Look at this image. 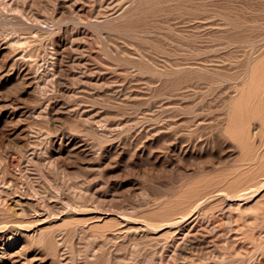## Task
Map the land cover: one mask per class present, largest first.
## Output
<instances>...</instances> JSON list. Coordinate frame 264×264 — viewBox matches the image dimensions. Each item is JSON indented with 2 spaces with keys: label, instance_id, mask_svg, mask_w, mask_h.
I'll return each mask as SVG.
<instances>
[{
  "label": "bare ground",
  "instance_id": "6f19581e",
  "mask_svg": "<svg viewBox=\"0 0 264 264\" xmlns=\"http://www.w3.org/2000/svg\"><path fill=\"white\" fill-rule=\"evenodd\" d=\"M41 1L42 0H0V28L2 27V29H3L2 33H0V139H1L0 140L1 141V143H0V146H1L0 147V155H1V157H0V159H1L0 160L1 161L0 162L1 163L0 164V166H1L0 167V215H5V217L7 216V220L10 218L18 219L19 221L21 220V223L18 222V220H11L12 222L7 221L3 224H0V264H118L119 262H121V260L123 262V259H121L122 258L121 257V254H122L121 249L124 248L123 246H126V242H128V240H130L129 234H123V232H117L118 229L120 228L118 226H121V229H122L123 228L122 226H124V224L126 225L127 223L130 224L131 222H139V221L141 222V219L139 220L137 217H136L137 220L136 221L134 220L135 215L137 216V214H139L140 212H142V211L144 212L145 210H148L151 206H155V209H156V207L161 208L162 205L165 206L167 201H169V200L171 201V199H172L171 197H174V195L177 196L176 194L179 192L178 189L181 188V187L177 188V186L176 187L171 186L172 184H170V188L168 187V189H165L166 192H164V193H154L153 194L151 192L154 197L160 196V195L165 196V197L162 196L163 198H161V196L158 197V199L161 198L160 200H158L156 197L155 199L158 200V201L156 200L157 202L153 201L155 199L150 197V193H148L147 191L142 192L143 191L142 190V191H139L140 193H138L136 191L137 189L132 188V190L130 189L131 192L133 190L136 191L137 195L139 194V197H141L140 200L142 199V196L140 195L142 193L143 203H141V201H140L141 204L139 203L142 206L140 208H138L137 206H139V205L137 203H135V205H137L136 207L134 206L132 208L130 206V208L129 207L121 208L124 205L121 204L122 205L121 206L119 204V206H121V207L119 209L116 208L115 206H117L118 204L115 206L112 204V203H115L116 201H114V202L112 201V203H111L112 198L109 199V198H107L108 196H106L108 194L109 196L113 197V195H115L116 193L112 194L111 192H106V193H104V192L105 191H114V192L119 191L120 189L123 188L124 184H123V181H122V183H118L117 179H116V181L112 180L113 178L111 176V171H109L107 169V167L109 165L111 166V163L113 161H117V160L121 159L125 154H127L128 150L130 149L129 148L130 145H132L130 143H129L130 145L127 143H123L121 138L119 139L118 137L117 138L121 141H118V142L113 141V139L116 137V135H119V137H123L122 135H120V133H118L120 131L119 128L122 130L123 126H125L124 128L128 129V127H126V126H129V128H130L129 131H131L132 129H133V131H135L137 129V130H139L138 132H146L147 133V136L145 137L146 141L143 142V145L141 144V146H143V151L140 155H141V157H143V156L148 157V155H151L150 153H154L155 151H153V152L150 150L148 151L147 148H150L154 144H162V143L164 146V144H166L168 141L170 142L172 140V137H171L172 133L170 134L171 130H173V128L175 129L176 125H180V124L182 125V123L188 122L189 124H188V131L187 132L190 134V137L192 136V139L189 138L190 141H188V143L186 145H183V142H182L181 146H180L177 143L179 141H177L178 138L176 137L177 139L174 138L175 139L174 142H172L173 141L172 140L171 141L172 143L170 142V144H167L168 146L165 148V149H167V151H164L165 153H163V154H165V156L164 157L162 156L163 158L162 157L161 158L156 157V159L154 158L155 161L153 160L154 163L156 162V164L157 163L160 164L161 167H159V168H162V166H166L169 169L171 168L170 170H173L175 167H177L175 165L176 162L179 161L181 163V161H180L181 159H184V160L188 159L189 160V158H190V160H191V157H195V156L208 159L207 157L213 156V154L215 153V150L218 147L220 148L222 145H226V147H228L227 151L225 150L227 152V154L225 153V155H228L229 159L228 158H225V159H228L230 161L231 156H234L235 152L237 153V151H238V149L236 151L235 147H233L231 145L230 139L233 138V141L232 140L231 141L234 142V140L236 138L238 140L239 139L241 140L242 138H238L241 136V135L238 136L239 135L238 133H237L238 135L236 134L237 137L235 136L236 137L235 138L232 134H230L231 132H229V131H228L229 132L228 136H226L227 138L223 137V136H225V129L227 128L225 126H226L227 121L229 120L228 118H230L229 117L230 115H231V118H232V116H236V119L238 122H240V120H238V119H240V117H241V121H242V116H241V113L243 112L242 110L245 107L247 108V106H244V108H241L242 106H240V105H242L241 103L243 101V100H241V98L243 97V95H242V97H240L241 101L240 102L238 101L239 102L238 106L235 104L236 105L235 108L240 107L242 110L239 108V110L234 109L236 111V113L230 112L233 110L232 109V105H233L232 103L235 102V100L233 102V97H234V93H235L234 89L238 88V86L241 85V83H243V81L245 82V80L248 78V76L250 74V71H252L251 68L253 66L251 64L254 63L253 61L256 60V57H259V54L264 50V34L256 37L257 38L256 40L252 39L253 41H251L249 45L247 44V46H250V47H248L249 50L247 49L248 50L247 63L237 73L236 77H234L232 79H230V78L227 79V77L225 76L226 79L225 78L222 79L223 77L221 78L218 75L219 74L218 72L208 73V75L209 74H211V75L215 74L214 76H216V74L218 73L217 77L221 78L219 81H221V82L223 81V83L228 81L227 84L229 86L227 94H226V99L223 102V109L220 112V114H218V116H216L217 118H214V121L209 120L210 122L209 121L207 122L206 121V120H208L207 117H206L207 119L206 118L202 119L201 114H199L200 112H198V114H196L195 109L191 108V107H188V109H190V108L192 109V111L190 109V111H191L190 113H192V112L195 113L193 118H191V119L188 118V120L185 118V117H187L186 115L189 114L188 112L184 113V114H186L185 116L182 113L183 114L182 117L179 118V116L175 115L176 114L175 112L177 111L180 114V112L187 111L188 109L186 107V109H187L186 110L183 107L184 108V110H183L182 107L181 108L177 107L178 104L176 106L175 103L172 102L173 99H176V98H174L173 94H171L169 97H167L166 101L164 100L165 103H161L163 100H160L161 102H160L159 109L161 110V112H159L157 115V112H155V111H159V109L153 111L156 113L157 116L156 115H153L150 117L145 116V118L142 117L143 118L142 120H140L141 116L140 117L138 116L139 121L138 120L134 121L135 118L133 119L131 116L127 117V118L125 116L126 119L123 118L121 120L119 118L117 119L116 117L121 116V118H122V114L119 113L121 111L120 109L122 108V107L120 108V106H122V105L124 107L126 106L125 108L123 107V112H124V109H126L127 107H129V108L133 107L132 109L135 110V107L140 106V108H141L142 107L141 105H144V108L146 107L147 110L150 111V113L152 115L151 111L153 109L157 108V106L155 105V102H157V100L159 98H161L159 95H163L165 92L162 94H159L158 98H155V96L154 97L151 96L148 99L146 98L147 101H145V102H140L138 100L139 96H140V93L138 91L134 92V93L130 92V94L128 93V96H123L122 99L119 98L121 100V101L119 100V102H121V103H118L115 101L116 103L111 104L110 103L111 100L108 98L109 103L111 105H109V103H107L108 105H105L106 104L105 100L103 101L104 98L100 95L101 97L98 96V98L99 97H100V99L103 98L102 101L105 104H103V103L102 104L104 106L103 107L96 106L95 108H93L95 110L87 111V108H86L87 104L85 105V101H87V100H84V98H85L86 92H88L89 90H92V89H90L91 87L89 88L90 85H93V86L95 85V87H96L95 92H97L99 89H101V91H102V89L105 91V85H108L107 86L108 88L113 87V85H115V84L116 85L118 84L117 86L120 85L119 83L113 84L114 81H112L113 85L111 84V86H110L109 83L105 81V80H107V78L111 77L110 75H113V77L114 76L115 77L116 76L122 77L124 75H127L125 77H127L128 80L129 79L132 80L130 82H133V80H135V78L138 76L142 77V78L144 77V80L147 83L146 84L147 86H148V84L152 83L153 80L156 83H158V82L163 83V81L165 80L164 82L168 83L167 84V87H168L169 84L171 86L176 85L178 83V77L184 76L185 73L191 74L192 72H190V71L199 70V69H200V71H204V73H205V71L211 72L212 69H209L210 67L203 66L202 63H201L202 64L201 66H203V67H200L199 63H198L199 65L194 66V67H191L190 65H188V63H186L187 65L185 64L183 66H179V65L178 66H172L171 64L166 62L167 60L172 61V59L170 58V60L167 59L166 61H164L166 57L164 58V60L162 59V61H160V62H152L153 60L151 62H149L150 60L146 61L144 59V56L140 52H138V50H136L134 47H132L133 45H131V47H128V46L124 47L122 45L121 46L122 48H120V44H119V47L114 45L116 42L114 44L110 42L114 46H112L111 44H107L104 46V44L102 43L103 45H101L102 46V48H101V46L99 47L98 45L102 41L99 44H98V41L97 42L93 41L96 43V45L98 44L94 48V49H96V52L94 51V49H93L94 52H91V51H89V48L87 50V48L85 47L84 41H85V38H87V37H84V40L82 39L84 36V33H83L84 30L81 31V28L82 29L84 28V27H82L83 25L89 26L90 29L93 27V31L90 30L91 32H95L98 30L97 33H100L102 37H104V36L106 37V35L108 33H109V37H111L110 33H115V34L116 33L117 34L118 33L124 34V32L125 33L126 32L127 33L128 32H137L138 33L145 28L147 29V27H148L147 25L150 23V21L153 20L154 18L158 17L157 12L159 10L158 8L160 7V5H159L160 1L159 0H113L111 2H108L107 4L105 2L103 3V1H101V0H88L92 3L90 5H92V8L94 9V11H97V9H99V8H100L99 12H102L104 10L103 9L102 11H100L101 8H105V9L111 8V9L108 11L104 10V11H106V13H104V11H103L102 12V13H104L103 15L101 13V16L96 15L95 18L93 16L94 20L93 19H92L93 21L87 20V22H84V20H82L83 19V16H82L83 12L81 13L82 15L80 14L81 6H82V3L84 0H53L52 3L50 2L53 5V8H52L53 10L51 11L52 13L48 12L51 15H49L47 13L49 16L46 13L41 14L40 11L38 12L36 10L37 9L36 5H39L40 3L42 4ZM45 1L49 3L48 0H44V2ZM174 2H176V1H174ZM48 3H46V4L48 5L47 7L49 9L50 3L49 4ZM111 3L112 4L114 3L113 8L111 7V5H112ZM163 3L161 2V4H163ZM44 4L41 6L44 7L46 5V4L45 5ZM166 4H167V1H166ZM161 6H163V5H161ZM4 7H5V10H4ZM6 7L9 10V12L6 11ZM84 8L85 7H83V10H84ZM89 8H91V7H89ZM92 8H91V10H92ZM85 9H87V8H85ZM161 11H163V10L161 9ZM95 13H97V12H95ZM158 13L160 14V12H158ZM162 13L163 12H161V14ZM97 14H99V13H97ZM161 14H160V16L162 17ZM81 16H82V18H81ZM66 17L68 18V20ZM89 21H91V22H89ZM65 25H67V26H74V25L77 26L78 25V27H81L80 29L77 27V30H79L77 32V36H78V40H79V41L77 40L78 43L74 44V43L70 42L71 41L70 35H69L70 33L67 32V30L65 29V27H64ZM260 27H262V26H260ZM72 28L73 27H71V29ZM94 28H96V29L94 30ZM15 29L17 30L16 32L13 31ZM150 29L152 30V28H150ZM75 31H76V29L74 30V32ZM143 31L146 32L147 30H143ZM87 32H88V30H87ZM148 32H150V30ZM151 33H152V31H151ZM153 33H154V31H153ZM157 33L155 32V34H157ZM71 34L73 35V33H71ZM95 34H96V32H95ZM100 34H98V35L100 36ZM130 34H124V35L129 36ZM132 34H135V33H132ZM143 34L144 33H142V35ZM142 35L141 36L139 35V36L142 37ZM148 35H149V33H147V36ZM90 36H92V35H90ZM99 36H98V38H100ZM144 36L145 35H143V37ZM112 37H111V39H113ZM119 37H120V35H119ZM143 37L141 39H143ZM145 37H144V42L148 43L149 40L145 41V39H148V37L147 38H145ZM73 38H74V36H73ZM76 38H74V42H75ZM90 38L91 37H89V40H90ZM126 38L129 39L130 37H126ZM126 38L124 39L125 41H126ZM131 38H134V40L136 42V36L132 37V35H131ZM137 38H138V35H137ZM94 39H95V37H94ZM246 39H248V38H246ZM82 40H83V42H82ZM92 40H93V37H92ZM242 40H244V39H242ZM242 40H241V42H242ZM109 41H111V40H109ZM112 41H115V40H112ZM118 41L119 40H117V42ZM248 41L249 40H247V42L246 41L245 42L248 43ZM85 42L88 43L87 41H85ZM122 42H124V41L122 40ZM234 42H236V41H234ZM149 44H150V42H149ZM239 44H242V43H239ZM239 44H237V45H239ZM87 45L89 46V44H87ZM129 46H130V44H129ZM97 47L101 48V49H97ZM90 50H92V48ZM100 50L101 51L103 50V52L100 53ZM148 50L150 51L149 47H148ZM76 51L78 52L76 54H79L78 60L80 63L77 64L75 61L76 59H74V61L72 63H73V66L75 63L76 67H77V65H79V64L80 65L76 69L77 76L74 75L75 77H72V78H75V79H72L73 81H75V83L73 82L75 85L73 86V88H70V90H69V92H71V95L73 97L72 99H74L73 100L74 103H73V101L69 102L68 103L69 107L72 109L69 108V109L65 110L64 108H67L68 105L64 108L62 106H60V104L58 103V101L56 99V97H58V96H56V95H58L56 93H59V92H65L66 93L67 87H66L65 74H66V71L68 69L67 67L70 64L72 65V63H70V60H71V58H73L72 56L75 55L74 52H76ZM151 52H152V49H151ZM92 53L93 54L98 53V55L105 53V55H107L109 60L105 59L107 62H104L105 60L103 62H99V61H97V59L95 60ZM75 58H78V57H75ZM90 61H93V63H92L93 68H91L92 66L89 68V69L94 70L92 72L90 70H88V65H91V64H89ZM171 63H173V62H171ZM195 63H197V62H195ZM67 64H68V66H67ZM256 65H254V67ZM72 69L75 71V67H73ZM255 69H256V67L254 68L253 72H251L252 73L251 76L253 75L254 72L255 73L257 72V74L259 73L258 71H255ZM68 71H69V69H68ZM216 71H218V70H216ZM68 73H70V72H67V74ZM193 74H194V72H193ZM200 74H201V72H200ZM261 74L263 75V73H261ZM69 75H71V73ZM262 75H259V76L261 77ZM106 76H110V77H107L105 79ZM70 77L71 76H69L68 79H70ZM76 77H77V79H76ZM121 77H119V78H121ZM189 77L190 76L187 75L186 78L184 77V78H180V79H183V80L185 79L188 82ZM142 78H141V80H142ZM263 78L264 77H262V79ZM122 79H123V77H122ZM251 79H252V77L248 79V80H250L248 82V85L250 83L252 86V84H253L252 82L254 81V79H252V80ZM257 79L260 81V78H257ZM117 80H115V81H117ZM183 80H182V82H184ZM248 80H246V81H248ZM109 81H111V80H109ZM219 81L217 80V83H219ZM259 81H257L256 84L257 83L259 84L261 82V81L260 82ZM145 82H143L142 85H144ZM155 82H153V83H155ZM160 83H158V84H160ZM184 83H186V82H184ZM254 83H255V81H254ZM116 85L114 87H116ZM121 85H123V84H121ZM180 85H181V83H180ZM219 85H217V86H219ZM158 86H160V85H158ZM255 86H254V89H255ZM259 86H260V84H259ZM259 86H257V88H258V91L260 93V92H262V89H260L261 90L260 91ZM95 87H93V89ZM172 87H174V86H172ZM182 87H183V85H182ZM182 87H179V83L176 86V88H178V89L180 88V90ZM252 87L249 89H253ZM246 88H247V86H246ZM257 88L255 89V91H257ZM262 88H264V87L262 86ZM110 89H108V92ZM120 89H122V88H120ZM120 89H118V90L122 91ZM123 89H124V87H123ZM245 89L242 90V93ZM9 90L13 91V94L17 97H26V99L32 98V99L36 100L38 102L37 106L39 104H46L45 111L43 112L44 109H42L43 114L39 113L36 115L37 111H35V110H31V111L21 110V108L24 107V105L23 106L21 105L22 107H17V106L12 107V106L5 105L4 104L5 99L3 98L2 94L6 93L5 91H9ZM128 90H130V89H128ZM124 91H126V90H124ZM164 91H167V90H164ZM252 91L250 90L249 92H252ZM236 92L238 93V91H236ZM262 93H264V91ZM115 94H116V92L114 93V95ZM117 94H118V92H117ZM119 94H120V92H119ZM184 94H185V92H184ZM184 94H183V96H184ZM252 94H253V92H252ZM252 94H250V95H252ZM107 95H108V93H107ZM250 95H246L245 97L248 98L247 96H249V98H248L249 100H250V98L253 97V99H251V101H253L255 98H257V95H255V92L253 94L254 96L251 97ZM15 96H14V98H15ZM93 96H94V94H93ZM235 96H236V94H235ZM261 96H263V94L258 96V98H260ZM60 97H62V96H60ZM245 97H243V98L245 99ZM98 98H97V100H98ZM117 98H115L114 100H116ZM185 98H187V97H185ZM163 99H166V98L164 97ZM179 99H180V97H179ZM257 99H255L256 102H257ZM260 99H262V98H260ZM263 99H264V97H263ZM91 100H93V99H91ZM200 100H202V97ZM203 100H206V99L204 98ZM245 100H247V99H245ZM249 100H247V101H249ZM15 101H17V100H15ZM20 101H19V103H20ZM63 101H64V99H63ZM258 101H260V100L258 99ZM30 102H29V104H27L25 106L27 107L28 105H32V104H30ZM59 102H60V99H59ZM256 102L254 103V105L256 104ZM91 103L93 104V101ZM198 103H199V101L197 103L195 102V106H193V107L196 108L197 106H199ZM66 104H67V102L65 103V105ZM99 104H101V100L98 103V105ZM200 104H201V102H200ZM246 104L248 106L250 105V103H248V102ZM260 104L261 103L258 102V104L255 105L256 106L255 109H258L257 107H259L258 105H260ZM153 105H155L156 107ZM35 106H36V104H34V108H37ZM251 106H252V104H251ZM251 106H250V109L253 108V106H252V108H251ZM97 107H99V108H97ZM260 107H264V103H263V106L260 105ZM117 108H119V109H117ZM144 108H143V110H144ZM246 108L244 111H246ZM193 109H194V111H193ZM259 109H261V108H259ZM263 109L264 108H262V110ZM117 110H120V111L118 112ZM127 110H126V112H127ZM141 110H142V108H141ZM147 110H146V114L148 113ZM178 110H180V112ZM237 110L238 111L241 110L242 112L240 113ZM252 110H254V108ZM237 112L239 115L237 114ZM263 112H264V110L261 111V113H263ZM142 113H145V112H142ZM142 113H141V115H142ZM230 113H232V114L235 113V115H232ZM261 113H260V115H261ZM124 114H126V113H123V115ZM148 114H147V116H148ZM236 114L239 116V118H237L238 116ZM244 114H245V112H244ZM44 115L46 116L47 123L53 125L54 128L57 125L58 126L60 125L58 123H60V121H61L60 119L62 117L66 116L68 118H74V120L72 119L71 121H75L76 124L83 131H87L86 133L84 132L81 134L87 135V133L89 132L94 137V139L96 138L98 141L100 140L99 142H103V143L99 144L100 147H98V148H97V146H96V148H94V146H93L96 143L95 144L93 143V145H91L92 141H91V144H89L90 142H88V143H85V142H74V143L73 142H67V143L60 142V143H58V142H56L57 141L56 140L52 144L49 142L47 144L42 143V145H39L38 143H36V144H38V146L33 145V144H35L34 142L36 140H34V135H33V132L35 130L33 131L32 129L34 127H36V123L39 122V120L43 119L41 123L39 122L40 125H42V123L45 120ZM137 115H138V113H137ZM190 115H188V117H191ZM40 116H43V118L42 117H41L42 119L38 118ZM138 117H136V118H138ZM67 119H65V120H67ZM115 119H117V120H115ZM231 120H232V122L233 121L235 122V118H234V120H233V118ZM231 120H229V121H231ZM131 121H133V123ZM45 122H44V124H45ZM63 122H64V120H63ZM67 122H68V120H67ZM75 122L73 124H75ZM130 122L132 124H129ZM232 122H230V123L234 127V128L232 127L233 130L237 131L236 129L239 127L237 125L239 123L237 125H235L236 122H235V124H233L234 122L233 123ZM33 124H35V125H33ZM228 124H229V122L227 123V126H228ZM7 125H10V127H8ZM231 125L229 124L230 129H231V127H230ZM2 126L3 127L5 126L4 128H8V130L2 128ZM37 126L39 127V125H37ZM186 126H187V124H186ZM38 127H36V128H38ZM178 127H180V126H178ZM209 127H212L213 129H215L214 131H216V130L218 131V136L220 138L218 140V142L214 140V137H212L211 134L208 135L207 133L206 134H198V136L195 137V139H193V137L196 135L197 131H200L201 129H206ZM253 127H254V130H256L258 127V124H255ZM57 128L58 127H56V129ZM176 128H177V126H176ZM229 128H227V130ZM177 130H175V131H177ZM258 130H260V129H258ZM235 131H233V132L235 133ZM187 132L185 135H187ZM128 133H127V135H128ZM204 133H205V131H204ZM257 133L258 132L254 133V135ZM76 134H78V132ZM122 134H124V132H122ZM138 134H140V133H138ZM138 134H136V135L138 136ZM226 134H227V132H226ZM229 134L232 135V137H230ZM91 135H89V136H91ZM214 135H215V133H214ZM89 136H87V137H89ZM133 136H135V135H133ZM87 137H85V138H87ZM130 137L133 138L132 136H130ZM179 137H180V135H179ZM228 137H230V139ZM117 138L114 140H117ZM134 138H136V136ZM138 139H139V137H138ZM141 139H139L140 143L143 141V140L141 141ZM180 139L182 140V138H180ZM83 140L89 141V138L83 139ZM97 140H95V141H97ZM8 142L9 143L11 142L12 144H8ZM241 142L243 143V140L240 141V143ZM220 143H222V144H220ZM236 143H237V140H236ZM234 144H235V142H234ZM238 145H239V143H238ZM136 146H137V144H136ZM246 146H247V144H246ZM159 147H161V146H159ZM159 147H157V148H159ZM133 148L134 147H132L131 149H133ZM139 149H137V150H139ZM153 149H154V147H153ZM160 149L162 151V148H160ZM137 150H136V152H137ZM133 152H135V151H133ZM157 152H159V151H157ZM222 153H220V154H222ZM163 154H161V155H163ZM16 155H19L20 158H18ZM222 155H224V154H222ZM15 157H17L18 160H16L17 158L15 159ZM63 158H64V160L68 159L69 164L67 163L68 161L66 162L67 164H61V159H63ZM166 158L169 159L170 164L165 163ZM147 159H149V158H147ZM14 160L18 161L17 162L18 164H16V167L14 166L16 168V171H15L14 167H12L10 169L11 166L9 165L10 161L13 163ZM215 160H217V159H215ZM219 160H220L219 161V163H220L221 159H219ZM228 160H227V162L229 163ZM250 160L251 159H249L247 161V164L249 162H252ZM252 160H254V159H252ZM210 161H211V158H210ZM224 161H226V160H224ZM256 161H254L253 163L255 164ZM179 162H178V164H179ZM184 162H186V161H184ZM193 162H195V161H193ZM198 162H200V161H198ZM202 162H204V160H202ZM207 162H209V161H207ZM223 162H221V163H223ZM148 163H150V161ZM214 163H216V162H214ZM214 163L211 162V164H214ZM205 164H206V161H205ZM17 165L19 166L18 170H17V168H18ZM200 165L198 166V168H200L202 166V165L201 166ZM208 165L209 166H206V167L213 166V165L210 166V164H208ZM216 165H214V166H216ZM218 165H217V169H219ZM220 165H226V163L220 164ZM32 166L34 167L33 169H35V168L37 169V167H38V169L41 168L44 172H47L46 174L44 173L43 178L41 177L42 181L40 182V180H39L38 182H40V183L35 185L34 186L35 188L32 187V190L34 188L33 193L30 192L28 189L24 190L22 187L20 188V183L22 181V178H25L26 175L29 174L30 167H32ZM186 166H188V165H186ZM196 167L197 166H195L193 168L192 172H187V170H186V173H182L183 170L180 171L182 173V174L180 173V176L183 178H185L187 176V178H188L189 176H191L194 173H197L199 171H205V172L208 171V169L206 170V168H204L205 170L203 168L195 170ZM108 168H114V166L108 167ZM151 168L153 169V167H151ZM213 168L214 167H212V170H213ZM77 169L79 171L83 170L80 172H83V173L85 172V174L89 173L88 175L93 173V175L95 174L96 177H98V179H99V177L107 179L108 182L106 184H109V185L107 187H105L104 190L102 188L98 189L99 187L96 188L95 187L96 185L94 187H92L93 184H91L89 181H86L85 179H83V178H85V176H84L85 174H83V173H82L83 178L81 177L82 180L78 181L74 177V176H76V174L73 175L75 173L74 171H76ZM145 169L148 170L149 168L145 167ZM163 169H165V168L163 167ZM163 169L162 170L159 169V170L162 172ZM188 169H191V168H188ZM32 171H34V170H32ZM79 171H76V172H79ZM209 171H210V168H209ZM164 172H165V170H164ZM166 172H165V174L168 173V172L167 173ZM169 172H170L169 174H171L172 171H169ZM205 172H201V173H205ZM50 173H52V174L50 175ZM34 174H35V171H34ZM53 174L57 178L56 179L57 182L55 181L56 184H52L54 181L53 180ZM148 174L150 176L151 172H149ZM178 174H179V172H178ZM199 174H196V176ZM31 175L33 176V174H31ZM35 175H37V174H35ZM68 175L73 176L74 178H71ZM27 177H29V176H27ZM192 177L194 178V175ZM192 177H190V180ZM33 178H35V176ZM38 179H40V178H38ZM58 179H59V181H60V179L62 181L59 182ZM88 180H90V179H88ZM94 180H96V179H93V181ZM103 180L101 182H103ZM119 180L120 179H118V181ZM185 180H187V179L185 178ZM178 181H183V180H179V178H178ZM97 182H98V180H97ZM183 182L187 183L185 181H183ZM221 182H223V181H221ZM173 183H174V181H173ZM235 183H233V184L235 185ZM25 184H27V182ZM233 184L231 185L232 187H233ZM52 185H54V186H52ZM97 185H98V183H97ZM176 185H178V184H176ZM185 185H187V184H185ZM209 186L211 187L212 185H209ZM100 187H102V186H100ZM192 187L193 186H190V188H192ZM197 187H195V186L193 187V188H195V190L193 188L190 189L189 187H188L189 189L188 188H186V189L191 191L192 194L195 193L197 189H199V191H201V192L203 191L202 187H204V186H202L201 188H199L200 186H197ZM136 188H138V187H136ZM142 188L145 189L147 187H142ZM182 188H184V186ZM65 189L67 190V192H64ZM150 189H152V188H150ZM204 189H206V188H204ZM214 189H216V191H217V188H214ZM139 190H141V189H139ZM145 190H147V189H145ZM192 190H194L195 192L194 191L192 192ZM206 190L208 192V190H210V189H206ZM151 191H153V190H151ZM187 191L184 188V190H183L184 193L180 194V196H178L177 199L175 198L176 199L175 201H173L174 199H172V201H171L172 203L170 202V204H172L173 206L175 204V205H177L175 207H178V204H176V203L178 202L180 204L183 200H185V197L187 195H190V192H189V194H186ZM210 191H212V190H210ZM126 192H125V194H126ZM155 192H158V191L156 190ZM198 192H196V193L198 194ZM219 192L221 193V190H219ZM120 194H122V192ZM192 194L190 195V198L188 196H187L188 198L186 197V201H184L185 203H187V201L189 199H192V198H194V200H196V197H194L195 195H192ZM214 194L217 196L218 193L216 192ZM198 195L200 196L203 194L200 193ZM207 195L208 194L206 193L205 194L206 198H207ZM210 195H212L211 192L208 196L209 198L210 197L214 198V196H215V195L214 196L213 195L210 196ZM218 195H220V194H218ZM191 196H192V198H191ZM199 196H197V199L199 198ZM205 196L203 195L204 198H205ZM227 196H230V195H227ZM231 196L228 198L227 197H225V198L229 201V198H231ZM236 196H239V195H236ZM4 197H7V198L9 197V202H7L8 200L6 201L4 199ZM1 198L4 200H2ZM204 198H203V200L201 198V200H198V201H204ZM238 198L235 197L234 198V199H236L235 201H237ZM242 198H244V197L242 196ZM242 198L240 197L241 200H242ZM210 199L207 200V202H208L207 205L210 204V201H211ZM194 200L192 199V201H190V203L192 202L191 203L192 206H193ZM198 201L196 200L194 202H198ZM212 201H213V199H212ZM173 202H176V203H173ZM168 203H167V206L170 205ZM185 203H181L180 206L185 204ZM190 203H188V204H190ZM201 203L204 204L206 202H201ZM197 204H195V205H197ZM199 204H200V202H199ZM203 204H200L199 206L197 205V207L194 206L195 208L191 206V210H190V207L188 205V207H186V208L189 211L193 210L190 213H187V211H188L187 209L184 210L180 207L181 211L184 210V212H186V213H183V212L180 213V211H179L180 214L183 213L180 216L178 215L175 207L172 208L169 206L170 209H172V211H174L173 209H175V211H174L175 214H174V212H171V213H173V215L172 216L170 215L169 217H167L168 219L165 218V219H167L166 220L167 222H165V220L163 218L165 212H162L163 214H161V215L159 214L160 218H157L158 223L157 222L155 223L156 220L154 222H152L153 219H155L153 217H159L158 214L157 215L154 214L155 216L151 217L149 215L150 214L149 213V214H147L148 220L147 219H145L144 221L142 220L143 222L141 224L144 225L145 231L147 233L146 234L147 237H149L150 240L151 239L154 240L153 241L154 243H155V241H160L162 239L161 237H163V236L159 235V234H161V231H163L165 229L171 230L172 235L170 234L169 231L167 232V234L169 233L171 235V238L169 240L165 239V238H168V235H169L168 234L167 237L164 236L165 237L164 239L167 240V241H165V243L160 244V245L158 243L156 245H159V247L161 246V249L162 248L167 249L168 253L173 252L175 257L171 256V255H170V257L168 255H166V256L169 257L168 258L169 260H171L170 258H173V257H174L173 258L174 260H175V258H177L175 260V261H177V263H175V264H192L193 261L191 259H193V258L190 257L191 255H194L195 253L202 251L204 248L205 249L206 248H212V245H214V244H212L213 240L211 241V239L209 238V235L212 236V234H209V235L207 234L209 231L208 228H207L208 230H206L207 231L206 234L208 236L207 235L205 236V234H202L203 232H205L204 231L205 229L202 228V222L205 223L206 217L204 215H200L201 213H199V215L197 217H195V218H193V220H191V218L194 216L193 212L196 209L197 210L200 209L199 207L201 205L204 206ZM145 205H151V206L148 208V207H144ZM230 206H231V204H230ZM232 207H230V208L232 209ZM150 209H153V208H150ZM178 209H179V207H178ZM210 209H213V208H211V207L209 208V212H210V214H212L211 211L215 210V208L211 211H210ZM219 209H222V208H219ZM227 209H229L228 206L225 209V212H227L226 211ZM197 210H196V212H197ZM205 210H204V212H205ZM217 211H218V209L216 210V212ZM262 211H264V208L262 209ZM262 211H260L261 216L256 215L258 213L257 211H255V212H257V213H255V215L262 217V215H263ZM143 212H142V214H143ZM213 212H215V211H213ZM218 212H220V211H218ZM230 212H231V210H230ZM152 213H151V215H152ZM206 213H208V209H207ZM228 213H229V210H228ZM260 213H258V214H260ZM94 214L96 215L95 217H97L98 215H105L106 217L113 216L115 219L114 221H116V223H115V225L110 226V224L108 225V223L106 222L104 225L107 224L108 226H105L104 228H103L104 225L102 226L103 231H105L103 236H100L102 233L99 235L93 234V233L89 234L87 232L88 230L85 229V227H87V225H89L88 222L91 221V219L93 220V218H91V217L87 218L86 216L94 215ZM252 214L254 215V213H252ZM67 215L86 217V218L83 217V220H82L84 222V225L80 221V224L82 223L81 225H83V226H80V225H78L77 227L71 226L70 228L68 227L67 229L60 228V227H58L59 225L58 226H52V228H50L51 226H49L48 228H50V229H46L47 227L41 228L42 225L48 223L49 221H51V222H52V220L53 221H59L62 218L64 220V217ZM144 216L146 217V215H144ZM149 216L152 218V221H151ZM256 216H254V217H256ZM98 217H100V216H98ZM131 217H133L132 221H131ZM138 217H141V216H138ZM161 217L163 218L164 223H162L163 222V220H162L161 221L162 224H159L160 223L159 219H161ZM218 218H221V217H218ZM218 218L212 217L211 220L208 219L209 221H213V224L215 223V225H216L214 228L215 230L213 229L214 233L211 230L212 228L210 227L211 228L210 230L212 231L210 233H213V235L217 233L218 234L217 236L222 237V239H223L224 236H225V238H226V236L228 237V235H224L225 234V228L228 227V224L225 225L226 227L224 228L222 223L223 222L225 223V221L222 220L221 221L222 223H219V221L221 219L218 221L217 220ZM256 218H255V222H257V224H258L259 221H256V220H258L259 218L258 217H256ZM97 219H99V218H97ZM263 219L264 218H261L260 220L264 221ZM112 221H111V224L113 223ZM209 221H207V223ZM0 222H3V221H0ZM16 222L20 223V225H24L25 223H28V225L30 224L31 227L28 226V228L29 227L30 228L26 229V228H23L21 226H18L16 224ZM217 222L219 224H216ZM257 224L255 223V225H257ZM26 225L27 224H25V227H26ZM231 225H232V223H231ZM262 225H264V223H262ZM254 226L251 225V227H254ZM116 227H117V229H116ZM208 227H209V225H208ZM232 227H233V225H232ZM251 227H250V229H251ZM258 227H261V226H258ZM99 228H100V226H99ZM102 228L99 229L100 232L102 231L101 230ZM141 229H143V228H141ZM234 229H236V228H234ZM258 229H257V231H260L263 228L262 229L258 228ZM122 231H124V230H122ZM140 231H142V230L137 229L135 234L137 236L141 237V235H139ZM254 231H256V229H254ZM254 231L252 230V232H254ZM137 232H139V233H137ZM226 232H229V230L228 231L226 230ZM232 232H233V230L230 231V233H232ZM234 232H233V234H234ZM144 233L145 232H143L142 236L144 235ZM262 236L263 235H261V237ZM235 237H237V236H234L233 238H235ZM72 238H73V240H72ZM230 238L228 240L226 238V240H227L226 242H228L230 244V245H228V247L230 246V249L233 250L235 248V246L233 245L234 239L233 238L230 239ZM152 240H151V242H152ZM262 240L263 239H261L260 242H264ZM260 242H257L258 245L257 246L255 245V248H252V249L250 248L251 251H249L248 253H246V254L243 253L244 255H241L242 253L240 254L241 250L239 248H237V249H239V251L238 250L236 251V248H235V251L237 254L235 252L234 253L236 254V257L238 255L239 256L241 255L242 257L238 256V258L243 259L244 264H257V256L260 254L262 255L263 251H264V243L259 244ZM238 244H239V242H237V245L236 244L235 245L238 246ZM232 245L234 246L233 248H232ZM228 247H227L228 251H231V250H229ZM215 248H216V246H215ZM128 249L131 251V255L137 254L138 252H140L139 248H137V246L134 245L133 243L128 247ZM164 249H162V250H164ZM205 249H204V251H205ZM154 250H156V249H154ZM159 251H160V249H159ZM212 251L214 252L213 248L208 253H211ZM218 251H220V249ZM231 253H233V252H231ZM231 253L229 252V255ZM160 254H161V252H160ZM206 254H207V252H206ZM235 254L233 255L234 257H235ZM155 255H156V253H155ZM195 255H197V254H195ZM213 255H215V254H213ZM213 255L211 257L212 259L214 258ZM158 256H161V255L158 254ZM218 256H219V254L217 256H215L216 259L210 264H218L219 259H220L219 260L220 264H225V261H224L225 259L222 258L224 260L221 261V257H218ZM224 256L225 255H223V257ZM230 256H229V259H226L227 261L230 260L229 264L231 262V259L232 260L234 259L233 256H232L233 258ZM189 257L191 259H188ZM236 257H235V259H236ZM260 257H259V259H260ZM124 258H126V256ZM159 258L162 259V256ZM203 258L205 261L206 256H204ZM194 259H196V258H194ZM198 259H202V258L198 257ZM209 259H210V256L208 258V261H212V259L211 260H209ZM118 260H120V261L118 262ZM174 260H173V262H174ZM236 260H234L233 262H235ZM204 261H203V263H204ZM220 261L224 262V263H221ZM161 262L162 261H160L159 264H162ZM194 262H196V261L194 260ZM237 262L238 263H236V264H241V262L240 263H239V261H237ZM124 264H125V261H124ZM195 264H200V262L195 263ZM226 264H228V263L226 262ZM232 264H235V263H232Z\"/></svg>",
  "mask_w": 264,
  "mask_h": 264
},
{
  "label": "rangeland",
  "instance_id": "374dc122",
  "mask_svg": "<svg viewBox=\"0 0 264 264\" xmlns=\"http://www.w3.org/2000/svg\"><path fill=\"white\" fill-rule=\"evenodd\" d=\"M49 1V3L51 2L52 3V1L53 0H48ZM101 1H103V3L105 2L106 4L108 3V2H111V1H113V0H101ZM160 1V7L157 9L158 10V12H160V14H161V12H163L161 15H162V17L160 16V14L157 12V16L158 17H156V18H154L153 20H151L150 21V25L148 24L147 26L149 27H147V29L145 28V29H143V30H147L146 32H144L143 30H141L140 32H124V34H130L129 36L128 35H124V34H122L121 32V34H115V33H110L111 35V37L113 38V39H111V37H109V33L106 35V37L104 36V37H102L101 36V34L100 33H97V31H95L96 32V34L98 35V34H100V38H98V36L95 34V32H91L90 30H92L93 31V27L90 29V27L89 26H85V25H83L82 27H84L83 29L81 28V27H78V25L76 26V25H74V26H67V25H65L64 27H65V29L67 30V32H69L68 34L70 35V42L71 43H74V44H76V43H78V36H77V32L79 31V30H77V27L80 29L81 28V31H83V33H84V36H83V40H84V37H87V38H85V41H87L88 43H86L85 41H84V44H85V47L87 48V50H88V48H89V51H91V52H96V49H94L101 41V43L98 45L99 47L101 46V45H103L104 44V46L105 45H107V44H111V43H115L114 45L115 46H117V47H119V44H120V48H122L121 46L123 45L124 47H126V46H128V47H131V45H133L132 47H134L136 50H138V52H140L143 56H144V59L147 61V60H150L149 62H151L152 60V62H160V61H162V59L164 60V58H165V60L164 61H166L167 59H169L170 60V58L172 59V61H166V62H168L169 64H171L172 66H183V65H185L186 63H188V65H190L191 67H194V66H197V65H199L200 64V67H203V66H207V67H210L209 69H212V71L211 72H207V71H205V73H204V71H200V69L199 70H193V71H190V72H192L191 74L189 73V74H187V73H185V75L184 76H179L178 77V83H179V87H182V85H183V87L181 88V90H180V88L178 89V88H176V86L178 85V83L176 84V85H172V86H174V87H172L170 84V86L168 85V87L170 88H168L167 87V84L168 83H166V82H164L163 81V83L161 82H158V83H160V84H158V83H156L154 80H153V82H155V83H150V84H148V86L146 85L147 83L145 82V80H144V77L142 78V77H136L135 78V80H133V82H130V81H132V80H128L127 79V77H125V76H127V75H124V76H122L123 77V79H122V77L121 76H114L113 77V75H110V76H106L105 77V79L107 78V77H110V78H107V80H105L106 82H108L109 83V85L111 86V84L113 83L112 81H114V83L113 84H115V83H119L120 85V87L119 86H117L116 84V87H114L115 85H113V87H110V88H108L107 86L108 85H105V91L102 89V91H101V89H97L98 91L97 92H95V90H96V87H95V85L93 86V85H90L89 86V88L90 89H92V90H89L88 92H86V94H85V98H84V100H87V101H85V105L87 106L86 108H87V111H90V110H95V109H93V108H95L96 106H101V107H103L104 105L103 104H105V105H108L107 103H109V100H108V98L111 100L110 101V103L112 104H114V103H116V102H118V103H121V102H119V100L120 99H122V97L123 96H128V93L130 94V92H132V93H134V92H139L140 93V96H139V101L140 102H145V101H147V99L149 98V97H154L155 96V98H158L159 96L161 97V98H159L158 100H157V102H155V105L157 106V108H155V109H153L151 112H152V115H151V113H150V111H148L147 110V108L145 107L144 108V105H141L142 107V110H141V108H140V106H137V107H135V110L134 109H132L131 107L129 108V107H127L126 109H124V112H123V105L122 106H120V110L123 112V113H126V114H124L123 115V113L120 111V110H117L120 114H122V118H121V116H117L116 118L118 119H123V118H125V116H126V118L127 117H132L133 119H134V121H137L138 119H139V117H140V120H142L143 118L142 117H144L145 118V116L146 117H150V116H153V115H156V113L155 112H157V115H158V113L159 112H161V110L159 109V107H160V100H163L161 103H165L164 102V100L166 101L167 100V97H169L171 94H173V96H174V98H176V99H173L172 100V102L173 103H175V105L177 106V104H178V106L177 107H182V109L184 110V108L186 109V107H187V109H188V107H191V108H194L195 109V111H196V114H198V112H200L199 114H201V118L202 119H205L206 117L208 118V120H206L207 122L210 120V121H214V118H217L216 116H218V114H220V112L222 111V109H223V102L225 101V99H226V94H227V91H228V84H227V82L228 81H224L225 83H223V81L221 82V81H219L222 77V79H224L225 78V76L227 77V79H232V78H234V77H236L237 76V73L246 65V63H247V58H248V50H249V48L248 47H250V46H247V44L249 45L250 44V42L251 41H253V40H256L257 38L256 37H258V36H260V35H263L264 34V0H159ZM165 1V2H164ZM166 1H167V4H166ZM169 1V2H168ZM174 1H176V2H174ZM181 1V2H180ZM42 2V4L41 5H43L45 2H44V0H42L41 1ZM44 2V3H43ZM161 2L163 3V4H161ZM171 2V3H170ZM178 2V3H177ZM46 3H48V2H46ZM45 3V4H46ZM48 3V4H49ZM50 3V10L48 9V5L46 4H44L45 6L44 7H42L39 3V5H36V7H37V11L39 12L40 11V13L41 14H43V13H52L51 11L53 10L52 8H53V5ZM90 4H92L90 1H88V0H84L83 1V3H82V6H81V12H80V14L83 16V19L82 20H84V22H87V20H91V21H93L94 20V18H95V16L96 15H99V16H101V13L104 11V10H110L111 8H109V9H105V8H101V10L100 11H102L103 9V11L102 12H99V9H97V11H94V9L92 8V5H90ZM105 4V5H106ZM112 4V3H111ZM114 4V3H113ZM112 4V5H113ZM165 4V5H164ZM169 4V5H168ZM52 5V6H51ZM90 5V6H89ZM111 5V7L113 8L114 7V5L112 6ZM161 5H163V6H161ZM41 6V7H40ZM83 7H85V8H87V9H85L84 8V10H83ZM89 7H91L92 8V10H91V8H89ZM48 9V10H47ZM90 9V10H89ZM161 9L163 10V11H161ZM4 10H5V7H4ZM6 11H8L9 12V10L7 9V7H6ZM93 12V13H92ZM95 12H97V13H99V14H97V13H95ZM48 13V14H49ZM95 13V14H94ZM104 13H106V11H104ZM104 13H102V15L104 14ZM47 14V15H48ZM45 15V14H44ZM49 15H51V14H49ZM48 15V16H49ZM82 16H81V18H82ZM93 16H94V18H93ZM69 17V16H68ZM67 18V17H66ZM70 18V17H69ZM86 19V20H85ZM93 19V20H92ZM67 20H68V18H67ZM91 21H89V22H91ZM260 26H262V27H260ZM70 27V28H69ZM71 27H73L72 29H71ZM88 27V28H87ZM76 29V31L74 32V30ZM150 28H152V30L150 29ZM96 28H94V30H95ZM71 30V31H70ZM87 30H88V32H87ZM150 30V32H148ZM2 31H3V29H2V27L0 28V33H2ZM13 31H17L16 29L15 30H13ZM151 31H152V33H153V31H154V33L152 34L151 33ZM118 32V31H117ZM155 32L157 33V34H155ZM13 33V32H12ZM71 33H73V35L71 34ZM93 33V34H92ZM132 33H135V34H132ZM142 33H144L143 35H145L144 37L145 38H147L148 37V39H145V41H148V43L147 42H144V37H143V35H142ZM146 33V34H145ZM147 33H149V35L147 36ZM153 35H151V34ZM90 35H92V36H90ZM94 35V36H93ZM116 37H115V36ZM119 35H120V37H119ZM131 35H132V37L134 36H136V42H135V40H134V38H131ZM137 35H138V38L142 35V37H143V39H141L142 37H140L139 39L137 38ZM140 35V36H139ZM73 36H74V38H76L75 39V42H74V38H73ZM89 37H91L90 38V40H89ZM92 37H93V40H92ZM94 37H95V39H94ZM116 39H115V38ZM122 37V38H121ZM126 37H130L129 39L128 38H126ZM110 38V39H109ZM118 38V39H117ZM121 38V39H120ZM126 38V41L124 40ZM246 38H248V39H246ZM250 38V39H249ZM98 39V40H97ZM101 39V40H100ZM134 41H133V40ZM138 39V40H137ZM242 39H246L245 41L247 42V40H249L248 41V43H246L244 40H242ZM253 39V40H252ZM78 40V41H77ZM83 40H82V42H83ZM100 40V41H99ZM109 40H111V41H109ZM112 40H115V41H112ZM117 40H119L118 42H117ZM122 40L124 41V42H122ZM130 40V41H129ZM240 40V41H239ZM241 40H242V42H241ZM93 41H98V44L96 45V43L95 42H93ZM230 41V42H229ZM234 41H236V42H234ZM109 42V43H108ZM111 42V43H110ZM142 42V43H141ZM149 42H150V44H149ZM234 44H233V43ZM242 43V44H239V43ZM245 42V43H244ZM103 43V44H102ZM123 43V44H122ZM126 45H125V44ZM134 43V44H133ZM144 43V44H143ZM232 43V44H231ZM239 44V45H237V44ZM87 44H89V46L87 45ZM113 44H111L112 46H114ZM128 44V45H127ZM129 44H130V46H129ZM136 44V45H135ZM242 47H241V46ZM247 46V47H246ZM92 48V50H90L91 48ZM148 47L150 48V51L148 50ZM152 47V48H151ZM245 47V48H244ZM101 48H102V46H101ZM101 48H98L97 47V49H101ZM147 48V49H146ZM93 49H94V51H93ZM151 49H152V52H151ZM248 49V50H247ZM148 50V51H147ZM154 51V52H153ZM201 51V52H200ZM98 52V51H97ZM101 52H103V50L101 51L100 50V53ZM76 53H78L77 51L76 52H74V56H72L73 58H71V60H70V63H72L73 61H74V59H76L75 61H76V63L78 64V63H80L79 62V54H76ZM93 54V53H92ZM261 54V55H260ZM259 54V57H256V60H254L253 62L254 63H252L251 65L253 66L252 68H251V70L252 71H250V74H249V76H248V78L246 79V80H248L249 78H251L252 77V79H254V81H255V83H254V81L252 82L253 84H252V86H251V84L249 83V85H248V82L250 81V80H248V81H246L245 80V82L243 81V83H241V85H239L238 86V88H236V89H234L235 90V93H234V97H233V102H234V100H235V102L234 103H232L233 105H232V109L234 110V109H238L239 110V108L240 107H238V108H235L236 107V105L238 106V104H239V102L241 101V100H243L242 101V105H240V106H242L241 108H244V106H247V108H246V111H244L245 110V108L242 110L241 108V110L243 111H238V112H242L241 113V116H242V121H241V117H240V119H238V120H240V122H238L237 121V119H236V116H232V118H233V120H234V118H235V122H236V124H235V122L233 123L232 122V118H231V115L229 116L230 118H228L229 120H231V121H227V123L229 122V124L231 125V123L230 122H232L233 124H235V125H237L238 123V125L237 126H239L236 130L237 131H235V130H233V126L231 125L230 127H231V129L229 128V124H228V126H227V123H226V126L225 127H227V128H229L228 130H227V128L225 129V136H223V137H226V136H228V133L229 132H231L230 134H232L234 137L236 136L237 137V135L238 136H240V137H238V138H242L241 140L239 139H237L236 137V139L234 140V142H235V144H234V142H232L233 141V138L232 139H230V137H232V135H230L229 134V136L230 137H228L229 139H230V143H231V145L233 146V147H235V150L237 151V149H238V151H237V153L235 152V154H234V156H231V158H230V161L228 160L229 158V156L228 155H225V153L227 154V149H228V147H226V145H222L220 148L218 147L216 150H215V153L213 154V156H209L210 158H211V161H210V158L209 157H207L208 159H206V158H200V157H198V156H195V157H191V160H190V158H189V160L188 159H186V160H184V159H179L180 161H181V163L179 162V164H178V162H176V166L177 167H175L173 170H170L169 168H167L166 166H162V168H159V167H161L160 166V164H156V162L154 163L153 162V160L155 161V159H156V157H159V158H161L162 156L164 157L165 156V154H163V153H165L164 151H167V149H165L168 145L167 144H170V142L172 141V142H174V140L175 139H177V141H179V142H177L178 143V145H180L181 146V143L183 142V145H186L187 143H188V141H190V139H192V136L190 137V134L187 132L188 131V122H185L186 124H187V126H186V124L185 123H182V125L180 124V125H176L177 126V128H176V126H175V129L173 128V130H171V132H170V134H171V137H172V140L168 143H166V144H164V146H163V143L162 144H154V145H152L150 148H147V150L149 151H155L154 153H150L151 155H148V157L147 156H143V157H141V153H142V151H143V146H141V144L143 145V142L144 141H146V136H147V133L146 132H138L139 130H135V131H133V129L131 130V131H129V126H126V127H128V129H126V128H124L125 126H123V128H122V130L119 128V132L118 133H120V135H122L123 137H119V135H116V137L114 138V139H116L117 137L120 139L121 138V140H122V142L123 143H127V144H132V145H130V149L128 150V152H127V154H125L121 159H119V160H117V161H113L112 163H111V166L109 165L108 167H113L114 166V168H108L107 167V169L109 170V171H111V176H112V180H114V181H116V179H117V182L118 183H122V181H123V188L122 189H120L119 191H116V192H114V191H105L104 193H106V192H111L112 194H115V195H113V197H111V196H109L108 194L106 195V196H108L107 198H109V199H111L112 198V200H111V203H112V201L114 202V201H116L115 203H112L114 206L115 205H117V206H115L116 208H120L122 205H124V206H122L121 208H123V207H129L130 208V206L133 208L134 206L136 207L137 205H135V203H137L139 206H137L138 208H140L142 205H140L141 203H143V195H142V193L140 194L141 196H142V199L140 200V198L141 197H139V194L137 195V192L138 193H140L139 191H142V192H144V191H147L148 193H150V197H152V198H156L157 197V199H158V197H160V196H156V197H154L153 196V194L154 193H164V192H166V190L165 189H168V187L170 188V184H172L171 186H177V188H180V189H178V193L176 194L177 196H175L174 195V197H171L172 199H174L173 201H175L176 199H177V197L178 196H180V194H182V193H184L183 192V190H184V188H185V190L187 191L189 188H190V186H195V187H197V186H200L199 188H201L202 186H204V187H202V192L201 191H199V189H197L196 190V192H198V194H203L204 196H205V194L207 193L208 195H207V198H206V196H205V198L207 199V200H209L210 198V204H208L207 205V200L203 197V195H198L194 190H195V188H193L194 190H192V192L194 191L195 193H191V191H187L186 192V194H189V192H190V195L192 194V195H195L194 197H196V200L198 201V200H201V198H202V200H203V198H204V201H198V202H194V201H196V200H194V198H192V196H191V198L194 200L193 201V206L191 205V203H190V201H192V199H189L188 201H187V203H185L184 201H186V197L188 196L189 198H190V195H187L186 197H185V200H183L181 203H185V204H183V205H181L180 206V204L177 202H173V203H176V204H178V207H179V209H178V207H175V206H177V205H175L174 204V206L172 205V204H170V202L172 201V199H171V201L169 200V201H167L166 202V204H165V206L164 205H162L161 206V208H159V207H156V209H155V206H151V205H145L144 207H150V208H153V209H148V210H145L144 212H143V214H142V212H140L139 214H137V216L135 215V218H134V220L136 221L137 220V218L140 220L141 219V222L139 223V222H131L132 220H133V217H131V223L130 224H124V226H122L123 228L121 229V226H118V227H120L119 229H118V231L117 232H123V234H129L130 236H129V238H130V240H128V242H126V246H123L124 248H122L121 249V259H123V262H122V260H121V262H119L120 260H118V262L120 263V264H124V261H125V264H159L160 263V261H162L161 263L162 264H175V263H177V261H175L177 258H175V260L173 259L174 257H175V255L173 254V252H169L168 253V251H167V249H164V248H162V249H164V250H162L161 249V246L159 247V245L160 244H163V243H165V241H167V240H169L170 238H171V235H172V232H171V230H169V229H165V230H163V231H161V234H159V235H161V236H163V237H161L162 239L160 240V241H155V243L153 242L154 240H152V242H151V240L149 239V237H147V233H146V231H145V228H144V225L143 224H141L145 219H147L148 218V216H147V214H149L151 217H153V216H155L154 214H158V216L159 217H153V218H155V219H153V221H152V218L150 217V219H151V221L152 222H154L155 220V223L157 222L158 223V219L157 218H160V215L161 214H163L162 212H165L164 213V216H163V218H164V220H165V222H167L166 220L168 219L167 217H169L170 215L172 216L173 215V213H171V212H174L175 211V209H173L174 211H172V209H170V207H172V208H176V211H177V213H178V215L180 216V215H182L183 213H186V212H184V210H186L187 208L186 207H188V205H189V207H190V210H191V206L192 207H197V205L199 204V202H200V204H203V203H201V202H206V203H204L203 205L204 206H200L199 208L200 209H196L197 210V212H196V210L193 212V217L191 218V220H193V218H195V217H197L198 215H199V213H201L200 215H204L205 217H206V221H205V223H203L202 222V228H204L205 230V232H203L202 234H205V236L208 234H212V236L211 235H209V238L211 239V241L213 242L212 244H214L215 246H216V248H215V246L214 245H212V248L214 249V252L212 251L211 253H208V252H210V250L212 249V248H204L205 249V251L207 252V254H206V252L204 251V249L202 250V251H200V252H198V253H195V254H197V255H191L190 257L191 258H196V259H194L196 262H194V260L193 259H191L190 257L188 258V259H191L192 261V264H195V263H199L200 262V264L202 263V264H204L206 261V263L207 264H210V263H212L215 259H216V257L215 256H217L218 254H219V256L218 257H221V261H223L224 259V261H225V264H226V262L229 264V261L230 260H226V259H229V256L230 257H232L235 253H236V251L238 250L239 251V249L242 251H240V254L241 255H244V254H246V253H248L249 251H251V249L252 248H255V245L257 246L258 245V243L257 242H260V240L261 239H263L262 241H264V225H262V223H264V221H262V220H260L261 218H264V211H262V209L264 208V112L263 113H261V111H263L262 110V108H264V107H260V105L261 106H263V103H264V99H263V97H264V93H262L263 91H264V88H262V86L264 87V78L262 79V77H264V50L261 52ZM77 55V56H76ZM104 56V57H103ZM107 57V55H105V53H102V54H99L98 55V53H94L93 54V57L95 58V60L97 59V61H99V62H103L105 59L106 60H109L108 59V57ZM75 57H78V58H75ZM97 57V58H96ZM100 57V58H99ZM168 57V58H167ZM93 58V59H94ZM156 60H155V59ZM100 59V60H99ZM104 61V62H107V61ZM144 60V61H145ZM155 60V61H154ZM159 60V61H158ZM91 62V63H90ZM89 62V64H91V65H88V70H90L91 72L92 71H94L93 69H89L91 66H92V63H93V61H90ZM171 62H173V63H171ZM176 62V63H175ZM178 62V63H177ZM195 62H197V63H195ZM190 63V64H189ZM199 63V64H198ZM203 64V66H201L202 64ZM69 64V63H68ZM68 64H67V66H68ZM257 64V65H256ZM71 65V64H70ZM69 65V66H70ZM80 65V64H79ZM79 65H77V67L79 66ZM187 65V64H186ZM254 65H256L255 67H256V69H255V71H258L259 73V75H262L261 73H263V75L260 77L258 74H257V72L254 74L253 73V75L251 76V72H253V70H254ZM67 67L68 69H69V71H68V69H67V71H66V74H67V72H70L71 73V75H69L70 73H68L67 75L65 74V80H66V87H67V89H66V93L65 92H59V93H56V94H58V95H56V96H58V97H56V99H57V101H58V103L60 104V106H62L63 108L64 107H66L67 105H68V107L67 108H64L65 110H67V109H69L70 107H69V102H71V101H73L74 99H72L73 97H72V95H71V92H69V90H70V88H73V86L75 85L74 83H75V81H73L72 79H75V78H72V77H75V76H77V74H76V69H77V67L75 66V63H74V66H73V63H72V65L70 66V67ZM75 67V71L72 69L73 67ZM72 70H71V69ZM91 68H93V66L91 67ZM259 70H258V69ZM214 69V70H213ZM216 70H218V71H216ZM261 71V72H260ZM75 72V73H74ZM193 72H194V74H193ZM200 72H201V74H200ZM216 72H218L217 74L221 77V78H219V77H217L218 75L216 74V76H214L213 74L211 75V74H209L208 75V73H216ZM197 73V74H196ZM221 74V75H220ZM75 75V76H74ZM187 75L188 76H190L189 77V79H188V82L184 79H180V78H186L187 77ZM194 77H193V76ZM196 75V76H195ZM69 76H71L70 77V79H68L69 78ZM141 76V75H140ZM257 76V77H256ZM119 77H121V78H119ZM192 77V78H191ZM196 77V78H195ZM198 77V78H197ZM203 77V78H202ZM217 77V78H216ZM254 77V78H253ZM256 77V78H255ZM118 80H117V79ZM126 78V79H125ZM141 78H142V80H141ZM216 78V79H215ZM219 78V79H218ZM257 78H260V81L257 79ZM76 79H77V77H76ZM226 79V78H225ZM251 79V80H252ZM257 79V80H256ZM69 80V81H68ZM109 80H111V81H109ZM115 80H117V81H115ZM182 80L184 81V82H186V83H184V82H182ZM217 80L219 81V83H217ZM138 81V82H137ZM145 82L144 83V85H142V83L143 82ZM180 81V82H179ZM212 83H211V82ZM214 81V82H213ZM257 81H259L260 83V86H259V84L257 83L256 84V82ZM69 82V83H68ZM74 82V83H73ZM130 82V83H129ZM142 82V83H141ZM141 83V84H140ZM180 83H181V85H180ZM210 83V84H209ZM214 83V84H213ZM216 83V84H215ZM223 83V84H222ZM107 84V83H106ZM121 84H123V85H121ZM155 84V85H154ZM163 84V85H162ZM166 84V85H165ZM213 86H212V85ZM220 84V85H219ZM154 85V86H153ZM158 85H160V86H158ZM217 85H219V86H217ZM256 85V86H255ZM150 86V87H149ZM165 86V87H164ZM246 86H247V88H246ZM249 86V87H248ZM254 89V86H255V89L257 88V86H259V90L260 89H262V92H260L259 93V91H258V88H257V91H255V89L253 90V89H249V88H251V87ZM93 87H95L94 89H93ZM123 87H124V89H123ZM152 87V88H151ZM120 89V88H122V89H120V90H122V91H119L118 89ZM130 89V90H128V89ZM246 88V89H245ZM107 89V90H106ZM108 89H110L109 90V92H108ZM169 89V90H168ZM183 89V90H182ZM243 89H245L244 91H243V93H242V90ZM249 89V90H248ZM117 90V91H116ZM124 90H126V91H124ZM129 92H128V91ZM164 90H167V91H164ZM252 91L253 92V94H254V92H255V95H257V98H258V96H260V95H262L263 94V96H261L260 98H262V99H260V98H258L260 101H258V99L257 98H255V99H257V102L255 101V99L253 100V101H251V99H253V97L252 96H254L253 94H252V92H249V91ZM169 91V92H168ZM182 91V92H181ZM185 92V94H184V92ZM236 91H238V93L236 92ZM261 91V90H260ZM6 93H3L2 94V96H3V98L5 99L4 100V104L5 105H8V106H12V107H22L23 105H24V107H22L21 108V110H23V111H31V110H35V111H37V113H36V115L37 114H39V113H42L43 114V112L45 111V107H46V104H39L38 106H37V104H38V102L36 101V100H34V99H32V98H27L26 99V97H17V96H15L14 94H13V91H5ZM69 92V93H68ZM94 92V93H93ZM116 92V94L114 95V93ZM117 92H118V94H117ZM119 92H120V94H119ZM127 92V93H126ZM165 92V93H164ZM174 92V93H173ZM248 92V93H247ZM90 93V94H89ZM92 93V94H91ZM98 93V94H97ZM107 93H108V95H107ZM162 93H164L163 95H159V94H162ZM257 93V94H256ZM259 93V94H258ZM70 94V95H69ZM93 94H94V96H93ZM96 94V95H95ZM103 94V95H102ZM106 94V95H105ZM122 94V95H121ZM183 94H184V96L185 97H187V98H185L184 96H183ZM235 94H236V96H235ZM250 94H252V95H250ZM62 96V97H60V96ZM104 98H101L100 99V97L101 96ZM120 95V96H119ZM159 95V96H158ZM166 95V96H165ZM178 95V96H177ZM242 95H243V97H245L246 95H250L252 98H250V100L248 99L249 98V96H247L248 98H246L245 97V99H247V100H249V101H247V100H245L243 97H242ZM14 96H15V98H14ZM71 96V97H70ZM93 96V97H92ZM98 96H100L99 98H98ZM112 96V97H111ZM115 96V97H114ZM178 98H177V97ZM98 98V100H97V98ZM107 97V98H106ZM118 97V98H117ZM166 98V99H163V98ZM179 97H180V99H179ZM201 97H202V100H200L201 99ZM240 97H242L241 98V100H240ZM20 98V99H19ZM25 98V99H24ZM60 99V102H59V99ZM96 98V99H95ZM106 98V99H105ZM115 98H117L116 100H114ZM120 98V99H119ZM147 98V99H146ZM182 98V99H181ZM206 99V100H203V99ZM8 101H7V100ZM63 99H64V101H63ZM91 99H93V100H91ZM102 99H103V101L105 100V103H103V101H102ZM186 99V100H185ZM188 99V100H187ZM15 100H17V101H15ZM22 102H21V101ZM62 100V101H61ZM68 100V101H67ZM95 100V101H94ZM100 100H101V104H99L98 105V103L100 102ZM113 100V101H112ZM175 100V101H174ZM184 100V101H183ZM19 101H20V103H19ZM31 101V102H30ZM36 101V102H35ZM89 101V102H88ZM93 101V104L91 103ZM98 101V102H97ZM108 101V102H107ZM116 101V102H115ZM121 101V100H120ZM199 101V106H197L196 108L195 107H193V106H195V102L197 103ZM203 101V102H202ZM239 101V102H238ZM251 101V102H250ZM14 102V103H13ZM16 102V103H15ZM29 102H30V104H32V105H28L27 107L25 106V105H27V104H29ZM67 102V104L65 105V103ZM200 102H201V104H200ZM250 103V105L248 106L246 103ZM256 102V104H258V102L259 103H261L260 105H258L259 107H257L258 109H255L256 108V104L254 105V103ZM263 102V103H262ZM13 105H12V104ZM73 103H74V101H73ZM103 103V104H102ZM109 103V105H111ZM34 104H36V106L35 107H37V108H34ZM236 104V105H235ZM251 104H252V106H253V108H254V110H252L253 108H252V106H251ZM22 105V106H21ZM41 105V106H40ZM71 105V104H70ZM116 105V104H115ZM155 105H153V106H155ZM181 105V106H180ZM155 106V107H156ZM250 106H251V108L252 109H250ZM33 107V108H32ZM92 107V108H91ZM99 107H97V108H99ZM126 107V106H125ZM124 107V108H125ZM184 107V108H183ZM234 107V108H233ZM27 110H26V109ZM129 108V109H128ZM143 108H144V110H143ZM179 108V109H180ZM190 108V109H191ZM259 108H261V109H259ZM42 109H44L43 110V112H42ZM70 109H72V108H70ZM117 109H119V108H117ZM128 109V110H127ZM141 111H140V110ZM159 109V111H155V112H153L154 110H158ZM186 109V110H187ZM190 109H188L187 111H184V112H180V110H178L179 112H180V114L176 111L175 113V115H177V116H179V118H181L182 117V115L184 114V113H186V112H188L189 114H184V116L186 115L187 117H185L187 120H188V118L189 119H191V118H193V116H194V112H192V113H190L191 111H192V109H191V111H190ZM194 109H193V111H194ZM231 109V110H232ZM126 110H127V112H126ZM146 110H147V112L149 113H147L148 114V116H147V114H146ZM182 110V111H183ZM230 111V112H235L236 113V111L234 110V111ZM261 110V111H260ZM137 111V112H136ZM261 113V115H260V113ZM140 112V113H139ZM142 112H145V113H142ZM238 112H237V114H238ZM244 112H245V114H244ZM137 113H138V115H137ZM141 113H142V115H141ZM183 113V114H182ZM235 113L234 114H232V113H230V114H232V115H235ZM179 114V115H178ZM191 114V115H190ZM193 114V115H192ZM236 114V115H237ZM137 115V116H136ZM156 115V116H157ZM188 115H190L191 117H188ZM239 115V114H238ZM237 115V116H238ZM124 116V117H123ZM139 116V117H138ZM183 116V117H184ZM213 116V117H212ZM43 118V116H40V117H38V118H40V119H42ZM66 116H64V117H62L60 120V123H58V124H60L59 126L57 125L56 127H58L57 129H56V127L54 128V126L53 125H51V124H49V123H47V119H46V116L44 115V118H45V120H44V122H45V124H44V122L42 123V125H40V123L42 122V120H39V122H37L36 123V127H38L37 125H39V127L38 128H36V127H34L32 130L34 131H32L33 132V135H34V140H36L34 143L35 144H33V145H37L38 146V144L39 145H42V143H45V144H47V143H53V142H55L56 140V142H58V143H60V142H63V143H67V142H85V143H88V142H90L89 144H91V141H92V144L91 145H93V143L95 144V145H93L94 146V148H96V146H97V148L98 147H100V145L99 144H102L103 142H99L96 138L94 139V137L89 133H87V135H84V134H81V133H86L87 131H83L77 124H76V122L75 121H71L72 119L74 120V118H68V117H66ZM136 117H138V118H136ZM200 117V116H199ZM68 118V119H67ZM125 118V119H126ZM178 118V117H177ZM206 118V119H207ZM237 118H239V116L237 117ZM65 119H67L68 120V122H67V120H65ZM117 119H115V120H117ZM63 120H64V122H63ZM216 120V119H215ZM139 121V120H138ZM209 121V122H210ZM75 122V124H73ZM132 123H133V121H131ZM129 123V124H132V123ZM136 123V122H135ZM258 124V127H257V129L256 130H254V125L255 124ZM137 124V123H136ZM184 124V125H183ZM33 125H35V124H33ZM32 125V126H33ZM8 127H10V125H7ZM76 126V127H75ZM178 126H180V127H178ZM185 128H184V127ZM5 127V126H4ZM3 126H2V128H4ZM78 127V128H77ZM233 127V128H232ZM77 128V129H76ZM179 128V129H178ZM184 128V129H183ZM4 129H6V130H8V128H4ZM178 129V130H177ZM186 129V130H185ZM212 129V130H211ZM258 129H260V130H258ZM124 130V131H123ZM126 130V131H125ZM175 130H177V131H175ZM181 130V131H180ZM215 129H213L212 127H209V128H206V129H201L200 131H197L196 132V135L193 137V139H195V137H197L198 136V134H211V136L212 137H214V140L215 141H217L218 142V140L220 139L219 138V136H218V131L216 130V131H214ZM227 130V131H226ZM231 130V131H230ZM235 131V133L233 132V131ZM124 132V134H122V132ZM129 133H128V132ZM183 131V132H182ZM204 131H205V133H204ZM229 131V132H228ZM260 131V132H259ZM78 132V134H76V133ZM128 133V135H127V133ZM140 133V134H138V133ZM186 132H187V135H185L186 134ZM200 132V133H199ZM203 132V133H202ZM209 132V133H208ZM215 133V135H214V133ZM226 132H227V134H226ZM233 132V133H232ZM256 132H258L257 134H255L254 135V133H256ZM35 133V134H34ZM131 133V134H130ZM142 133V134H141ZM174 133V134H173ZM176 133V134H175ZM238 133V134H237ZM130 134V135H129ZM135 135L136 136V138H134L135 136H133V135ZM136 134H138V136L136 135ZM144 134V135H143ZM178 134V135H177ZM213 134V135H212ZM235 134V135H234ZM237 134V135H236ZM89 135H91V136H89ZM127 135V136H126ZM177 135V136H176ZM179 135H180V137H179ZM78 136V137H77ZM82 138H81V137ZM84 136V137H83ZM87 136H89V137H87ZM130 136H132L133 138H131ZM187 136V137H186ZM85 137H87V138H85ZM93 137V138H92ZM138 137H139V139H141V143H140V140L138 139ZM177 137V138H176ZM218 137V138H217ZM62 138V139H61ZM79 138V139H78ZM89 138V141L88 140H83V139H88ZM117 138V140H114L113 139V141H116V142H118V141H121V140H119ZM145 140H144V139ZM175 138V139H174ZM180 138H182V140L180 139ZM190 138V139H189ZM216 138V139H215ZM227 138V137H226ZM51 139V140H50ZM1 140V139H0ZM50 140V141H49ZM82 140V141H81ZM94 140V141H93ZM95 140H97V141H95ZM126 140V141H125ZM128 140V141H127ZM133 140V141H132ZM139 142H138V141ZM187 142H186V141ZM232 140V141H231ZM236 140H237V143H236ZM243 140V143L245 144H243L242 142L240 143V141H242ZM125 141V142H124ZM130 141V142H129ZM221 141V140H220ZM239 141V142H238ZM98 142V143H97ZM171 142V143H172ZM0 143H1V141H0ZM36 143H38V144H36ZM140 143V144H139ZM185 143V144H184ZM238 143H239V145H238ZM8 144H12L11 142L9 143L8 142ZM99 146H98V145ZM135 144V145H134ZM136 144H137V146H136ZM220 144H222V143H220ZM241 144V145H240ZM246 144H247V146H246ZM166 145V146H165ZM244 145V146H243ZM134 147L133 149H131L132 147ZM159 146H161V147H159ZM163 146V147H162ZM246 146V147H245ZM1 147V146H0ZM153 147H154V149H153ZM157 147H159V148H157ZM225 147V148H224ZM139 149V150H137V149ZM157 148V149H156ZM160 148H162V151H161V149ZM142 149V150H141ZM159 149V150H158ZM165 149V150H164ZM136 150H137V152H136ZM224 150V151H223ZM226 150V151H225ZM132 151V152H131ZM133 151H135V152H133ZM157 151H159V152H157ZM161 152V153H160ZM219 152V153H218ZM223 152V153H222ZM132 153V154H131ZM148 153V152H147ZM159 153V154H158ZM220 153H222V154H224V155H222V154H220ZM131 154V155H130ZM161 154H163V155H161ZM130 155V156H129ZM18 158H20L19 157V155H16ZM150 156V157H149ZM224 156V157H223ZM0 157H1V155H0ZM17 157H15V159L17 158ZM153 157V158H152ZM162 157V158H163ZM18 158L16 159V160H18ZM147 158H149V159H147ZM151 158V159H150ZM155 158V159H154ZM224 158V159H223ZM225 158H228V159H225ZM204 160V162H202V160ZM215 159H217V160H215ZM219 159H221V162H223L224 160H226V161H224L223 163H219ZM249 159H251L250 161H252V162H249L248 164H247V161L249 160ZM252 159H254V160H252ZM258 159V160H257ZM1 160V159H0ZM128 160V161H127ZM148 160V161H147ZM168 160V161H167ZM227 160L229 161V163L227 162ZM257 160V161H256ZM12 161V160H11ZM10 161V163H9V165L11 166H9L10 167V169L12 168V167H16V164H18L17 162L18 161H13V163ZM68 161V159H65L64 160V158L63 159H61V164H69V161ZM120 161V162H119ZM150 161V163H148ZM183 161V162H182ZM184 161H186V162H184ZM193 161H195V162H193ZM198 161H200V162H198ZM205 161H206V164H205ZM207 161H209V162H207ZM254 161H256L255 162V164L253 163ZM259 161V162H258ZM1 162V161H0ZM67 162V163H66ZM119 162V163H118ZM198 162V163H197ZM211 162L212 163H214V162H216V163H214V164H211ZM146 163V164H145ZM165 163H168V164H170V162H169V159L168 158H166V161H165ZM197 163V164H196ZM204 163V164H203ZM226 163V165H220V164H225ZM1 164V163H0ZM117 164V165H116ZM153 164V165H152ZM155 164V165H154ZM178 164V165H177ZM196 164V165H195ZM202 166H201V165ZM208 164H210V166L211 165H213V166H211V167H206V166H209ZM219 166L218 168L219 169H217V165ZM113 165V166H112ZM116 165V166H115ZM146 165V166H145ZM148 165V166H147ZM186 165H188V166H186ZM201 166L200 168H198V166ZM206 165V166H205ZM214 165H216V166H214ZM18 166V165H17ZM195 166H197L196 168H195V170L197 169H204V168H206V170L208 169V171L207 172H205V171H199V172H197V173H194L193 175H194V178L192 177L193 175H191V176H189L188 178H187V176L185 177L187 180H185V178H183V177H181L180 176V171H182V173H186V170H187V172H192L193 171V168ZM1 167V166H0ZM14 167V169H15V171H16V168ZM145 167L146 168H149L148 170L147 169H145ZM151 167H153V169L151 168ZM163 167L165 168V169H163ZM191 168V169H188V168ZM193 167V168H192ZM212 167H214L213 168V170H212ZM216 167V168H215ZM34 167L32 166V167H30V170H29V174L28 175H26V177L25 178H22V181H21V183H20V188L22 187L24 190H29L30 192H32L33 193V190H34V186L35 185H37V184H39L41 181H42V178H43V175H44V173L46 174L47 172H44L40 167V169H38V167H37V169L35 170V169H33ZM155 168V169H154ZM167 168V169H166ZM178 168V169H177ZM209 168H210V171H209ZM13 169V170H14ZM19 169V166H18V168H17V170ZM157 169V170H156ZM159 169H163V171L161 172ZM215 169V170H214ZM217 169V170H216ZM32 170H34L35 171V174H37V175H35L34 174V171H32ZM38 170V171H37ZM40 170V171H39ZM42 170V171H41ZM92 170V169H91ZM90 170V171H91ZM164 170H165V172L167 173V174H165V172H164ZM189 170V171H188ZM205 170V169H204ZM212 170V171H211ZM37 171V172H36ZM76 171H79L78 169L76 170ZM76 171H74L75 173L73 174V175H75L76 174V176H74L78 181L79 180H82V178H83V174H85V172L83 173V172H80V171H83V170H80L79 172H76ZM169 171H172L171 172V174H169L170 172ZM33 172V173H32ZM149 172H151V174H150V176H149ZM153 172V173H152ZM161 172V173H160ZM176 172V173H175ZM178 172H179V174H178ZM201 172H205V173H201ZM81 173V174H80ZM83 173V174H82ZM181 173V174H182ZM200 173V174H199ZM31 174H33V176L31 175ZM52 173H50V175H51ZM89 174V173H88ZM88 174H85L84 176H85V178H83V179H85L86 181H89L91 184H93L92 185V187H94L95 185V187L97 188V187H99L98 189H100V188H102L103 190H104V188L105 187H107L109 184H106L107 182H108V180L107 179H104V178H101V177H99V179H98V177H96V175L94 174L93 175V173H91L90 175H88ZM196 174H199V175H197L196 176ZM72 175V174H71ZM88 175V176H87ZM176 175V176H175ZM179 175V176H178ZM27 176H29V177H27ZM35 176V178H33ZM69 176V175H68ZM175 176V177H174ZM196 176V177H195ZM42 177V178H41ZM69 177H71V178H74L73 176H69ZM82 177V178H81ZM89 177V178H88ZM91 177V178H90ZM190 177H192L191 178V180H190ZM38 178H40V179H38ZM68 178V177H67ZM80 178V179H79ZM87 178V179H86ZM96 179V180H94L93 181V179ZM171 178V179H170ZM178 178H179V180H183V181H185V182H187V183H184L183 181H178ZM31 179V180H30ZM56 177L54 176V174H53V183L52 184H56ZM88 179H92L91 181L90 180H88ZM101 179V180H100ZM105 181H104V180ZM118 179H120L119 181H118ZM176 179V180H175ZM40 180V182H38ZM97 180H98V182H97ZM103 180V182H101ZM107 180V181H106ZM190 180V181H189ZM29 181V182H28ZM31 181V182H30ZM56 181V182H55ZM58 181H59V179H58ZM60 181H62L61 179H60ZM59 181V182H60ZM125 181V182H124ZM173 181H174V183H173ZM177 181V182H176ZM221 181H223V182H221ZM27 182V184H25ZM88 182V183H89ZM170 182V183H169ZM179 182V183H178ZM237 184H236V183ZM24 183V184H23ZM89 183V184H90ZM95 183V184H94ZM97 183H98V185H97ZM104 183V184H103ZM233 183H235V185L233 184ZM22 184V185H21ZM176 184H178V185H176ZM185 184H187V185H185ZM203 184V185H202ZM205 184V185H204ZM208 186H207V185ZM233 184V187L231 186ZM180 185V186H179ZM182 185V186H181ZM202 185V186H201ZM209 185H212L211 187L209 186ZM52 186H54V185H52ZM100 186H102V187H100ZM104 186V187H103ZM132 186V187H131ZM184 186V188H182ZM235 186V187H234ZM32 187H34L33 188V190H32ZM110 187V186H109ZM136 187H138L139 189H141V190H139L138 188H136ZM142 187H147V188H145V189H147V190H145L144 188H142ZM189 187V188H188ZM31 188V189H30ZM129 188V189H128ZM132 188H135V189H137L136 191H132L131 192V190H132ZM150 188H152V189H150ZM154 188V189H153ZM186 188H188V189H186ZM192 188H190V189H192ZM204 188H206V189H210V190H212V191H210V190H208V192H207V190L206 189H204ZM214 188H217V191H216V189H214ZM131 189V190H130ZM95 190V189H94ZM122 190V191H121ZM151 190H153V191H151ZM157 190L158 192H155V191ZM201 190V189H200ZM206 192H205V191ZM219 190H221V193L219 192ZM122 192V194H120L121 192ZM127 191V192H126ZM129 191V192H128ZM182 191V192H181ZM215 191V192H214ZM64 192H67V190L65 189V191ZM120 192V193H119ZM125 192H126V194H125ZM153 194H152V193ZM181 192V193H180ZM205 192V193H204ZM210 192L212 193V195L214 194V193H218V194H220V195H218L217 194V196L215 195H213L214 196V198H212V197H208L209 196V194H210ZM31 193V194H32ZM103 193V192H102ZM134 193V194H133ZM120 194V195H119ZM125 196H124V195ZM129 194V195H128ZM222 194V195H221ZM247 196H246V195ZM199 196V198L197 199V196ZM212 195H210V196H212ZM227 195H232L231 196V198H229V201L225 198V197H230V196H227ZM236 195H241L240 197L242 198V196L244 197V198H242V200L240 199V197L239 196H236ZM246 197H245V196ZM120 196V197H119ZM163 197H165L164 195H162ZM161 196V198H163ZM187 197V198H188ZM235 197H239L238 198V200L237 201H235L236 199H234ZM151 198V199H152ZM161 198H159L158 200H160ZM176 198V199H175ZM2 199V198H1ZM4 199L7 201V202H9V197L7 198V197H4ZM4 199H2V200H4ZM108 199V200H109ZM114 199V200H113ZM139 199V200H138ZM157 199H155V200H153L154 202H157L158 200ZM212 199H213V201H212ZM226 199V200H225ZM240 199V200H239ZM157 200V201H156ZM140 201H141V203H140ZM4 202V201H3ZM6 202V203H7ZM169 202V203H168ZM133 203V204H132ZM140 203V204H139ZM167 203L168 204H170V205H168L167 206ZM172 203V202H171ZM188 203H190V204H188ZM198 203V204H197ZM212 203V204H211ZM119 204L121 205V206H119ZM127 204V205H126ZM132 204V205H131ZM195 204H197V205H195ZM199 204V205H200ZM206 204V205H205ZM230 204H231V206H230ZM233 204V205H232ZM126 205V206H125ZM198 205V206H199ZM164 206V207H163ZM170 206V207H169ZM209 206V207H208ZM227 206H228V208L229 209H227L226 211L227 212H225V209L227 208ZM233 206V207H232ZM182 209H184V210H182L181 211V208ZM203 207V208H202ZM205 207V208H204ZM208 207V208H207ZM215 208V210H213V209H210V211L211 210H213V211H215V212H213V211H211V213L213 214H210V212H209V208ZM230 207H232V209L230 208ZM219 208H222V209H219ZM166 209V210H165ZM178 209V210H177ZM206 209V210H205ZM207 209H208V213H206V211H207ZM218 209V211H220V212H216V210ZM162 210V211H161ZM188 210V209H187ZM204 210H205V212H204ZM228 210H229V213H228ZM230 210H231V212H230ZM233 210V211H232ZM147 211V212H146ZM179 211H180V213L181 212H183L182 214H180L179 213ZM193 211V210H192ZM192 211H187V213H190V212H192ZM204 213H203V212ZM255 211H257L258 213H260V211H262V217H259V216H256V215H260L261 216V213L260 214H258L257 212H255ZM153 212V213H152ZM151 213H152V215H151ZM231 213V214H230ZM252 213H254V215L252 214ZM255 213H257L256 215H255ZM69 214V213H68ZM142 214V215H141ZM160 214V215H159ZM174 214H175V212H174ZM218 214V215H217ZM144 215H146V217L144 216ZM166 215V216H165ZM212 215V216H211ZM215 215V216H214ZM217 215V216H216ZM4 216V217H3ZM96 215L94 214V215H88V216H86L87 218H93V220L91 219V221H89L88 223H89V225H87V227H85V229H87L86 231L89 233V234H101L100 236H103V234L105 233V231H103V228L105 227V226H108L109 224H110V226H112V225H115V223H116V221H114L115 219H114V217L113 216H109V217H106L105 215H98V216H100V217H95ZM138 216H141V217H138ZM254 216H256V217H258L259 219L258 220H256V221H259L258 222V224H257V222H255V218L256 217H254ZM71 217V218H70ZM76 217V218H75ZM83 217L84 216H72V215H67V216H65L64 217V220H63V218L61 219V220H59V221H53L52 220V222L51 221H49L48 223H46V224H44V225H42L41 226V228H46V229H50V228H52V226H58V227H60V228H64V229H67L68 227L70 228L71 226H78V225H80V226H83L84 225V222L82 221L83 220ZM86 217H84V218H86ZM104 217V218H103ZM137 217V218H136ZM145 217V218H144ZM212 217L213 218H218V217H221V218H218L217 220L219 221L220 219V221H219V223H222L221 221L223 220V221H225V223L223 222L222 224H223V226H224V228L226 227L225 225H227L228 224V227H226L225 228V234L224 235H228V237L226 236V238H227V240L231 237V238H233L234 236H239L238 238L237 237H235V238H233L234 239V243L237 245V242H239V244H238V246H236L234 243H233V245L235 246V248H236V251H235V248L232 250V249H230V246L228 247V245H230L228 242H226L227 240H226V238H225V236H224V238L222 239V237H219V236H217L218 234L216 233V234H214L213 235V233H214V228H215V223L213 224V221H209V220H211L212 219ZM9 218V217H8ZM69 218V219H68ZM82 218V219H81ZM95 218V219H94ZM97 218H99V219H97ZM111 218V219H110ZM113 218V219H112ZM143 218V219H142ZM163 218L161 217V219H159L160 221V223L159 224H162V223H164V220H163ZM165 218H167V219H165ZM0 221H3V222H0V224H3V223H5V222H7V221H11V220H18V219H13V218H10V219H8L7 220V216L5 217V215H0ZM5 219V220H4ZM81 219V220H80ZM209 219V220H208ZM257 219V218H256ZM98 220V221H97ZM113 220V221H112ZM143 220V221H142ZM148 220V219H147ZM163 220V222L161 223V221ZM264 220V219H263ZM63 221V222H62ZM80 221L83 223V225H81L80 224ZM93 221V222H92ZM111 221L113 222L112 224H111ZM150 221V220H149ZM207 221H209L208 223H207ZM262 221V222H261ZM12 222V221H11ZM15 222V221H14ZM18 222H20L21 223V220L19 221L18 220ZM108 223V225L106 224V225H104L105 223ZM20 223H17L16 222V224L18 225V226H21V227H23V228H26V229H29L31 226H30V224L28 225V223H25V224H27L26 225V227H25V224L24 225H20ZM91 223V224H90ZM136 223V224H135ZM211 223V224H210ZM218 222L216 223V224H219ZM231 223H232V225H233V227H232V225H231ZM255 223L257 224V225H255ZM261 225H260V224ZM204 224V225H203ZM230 224V225H229ZM104 225V226H103ZM208 225H209V227H208ZM211 225V226H210ZM251 225H255L254 227H251ZM28 226H30L29 228H28ZM49 226H51L50 228H48ZM62 226V227H61ZM99 226H100V228H102V226H103V228L101 229L102 231L100 232L99 231ZM207 226V227H206ZM231 226V227H230ZM258 226H261V227H258ZM212 229H211V228ZM250 227H251V229H250ZM260 228V229H262V230H260V231H257V229L258 228ZM141 228H143V229H141ZM209 229V231H208V233H207V231L206 230H208ZM234 228H236V229H234ZM116 229H117V227H116ZM137 229H140V230H144L143 232H145L144 233V235L142 236V234H143V232L142 231H140V234L139 235H141V237L140 236H137L135 233H136V230ZM213 231V233H210V232H212L211 230ZM214 229V230H213ZM233 230V232H234V234H233V232L232 233H230V231L231 230ZM254 229H256V231H254ZM120 230V231H119ZM122 230H124V231H122ZM203 230V229H202ZM226 230L228 231L229 230V232H226ZM252 230L254 231V232H252ZM259 230V229H258ZM139 231V230H138ZM170 232V234L168 235L167 234V232ZM125 232V233H124ZM127 232V233H126ZM166 232V233H165ZM137 233H139V232H137ZM207 233V234H206ZM227 233V234H226ZM122 234V233H121ZM136 236H135V235ZM164 234V235H163ZM231 234V235H230ZM233 234V235H232ZM237 234V235H236ZM167 235H168V238H165L164 236H166L167 237ZM207 235V236H208ZM261 235H263L262 237H261ZM170 236V237H169ZM137 237V238H136ZM167 239V240H165V239ZM213 238V239H212ZM218 238V239H217ZM221 238V239H220ZM230 238V239H231ZM220 239V240H219ZM72 240H73V238H72ZM223 240V241H222ZM239 240V241H238ZM162 242V243H161ZM134 244V245H136L137 246V248H139V251L140 252H138L137 254H133V255H131V251L128 249V247L131 245V244ZM159 243V245H156V244H158ZM227 243V244H226ZM257 243V244H256ZM261 243H264V242H260L259 244H261ZM232 245V248L234 247ZM229 248V250H231V251H228V249H227V247ZM254 246V247H253ZM126 247V248H125ZM158 249H157V248ZM220 249V251H218L219 249ZM237 248H239V249H237ZM251 248V249H250ZM153 249V250H152ZM154 249H156V250H154ZM159 249H160V251H159ZM216 249V250H215ZM250 249V250H249ZM155 251V252H154ZM164 251V252H163ZM204 251V252H203ZM216 251V252H215ZM219 253H218V252ZM159 252V253H158ZM160 252H161V254H160ZM163 252V253H162ZM229 252L231 253V252H235L234 254L233 253H231L230 255H229ZM154 255H153V254ZM155 253H156V255H155ZM159 255H161L162 256V259L161 258H159V257H161V256H158V254ZM204 255V256H206V258H205V261H204V256L202 255V254ZM215 254V255H213V254ZM239 253V252H238ZM244 253V254H243ZM173 254V255H172ZM206 254V255H205ZM217 254V255H216ZM237 254V253H236ZM236 254H235V257H236ZM123 255V256H122ZM135 255V256H134ZM165 255V256H164ZM166 255H168L169 257H170V255L171 256H174L173 258H170L171 260H169L168 258V256H166ZM203 257H202V256ZM212 255H213V259L211 258L212 257ZM223 255H225L224 257H223ZM239 256V257H242V256ZM126 256V258H124ZM156 256V257H155ZM199 258H202V259H198V257ZM209 256H210V259L209 260H211L212 259V261H208V258H209ZM238 256L236 257V259H235V257H234V259L232 260L231 258V262L232 263H238L237 261H239V263L241 262V264H244V260L243 259H241V258H238ZM261 256V257H260ZM164 257V258H163ZM166 257V258H165ZM226 257V258H225ZM232 257V258H233ZM259 257H260V259H259ZM158 258V259H157ZM222 258H224V259H222ZM125 259V260H124ZM219 259V258H218ZM239 259V260H238ZM173 260H174V262H173ZM199 262H198V261ZM204 261V263H203V261ZM220 260V259H219ZM219 260H218V264H220L219 263ZM234 260H236L235 262H233ZM242 260V261H241ZM260 260V261H259ZM220 261V262H221ZM259 261V262H258ZM172 262V263H171ZM230 262V264H232ZM262 262V263H261ZM118 263V264H119ZM205 263V264H206ZM221 263H224V262H221ZM264 264V251H263V254L261 255H258L257 256V264Z\"/></svg>",
  "mask_w": 264,
  "mask_h": 264
}]
</instances>
